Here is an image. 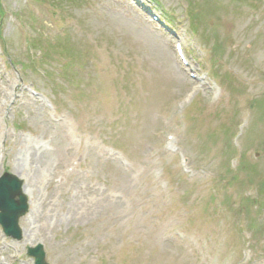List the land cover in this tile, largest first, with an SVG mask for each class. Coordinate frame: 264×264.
I'll return each mask as SVG.
<instances>
[{"label":"rangeland","instance_id":"1","mask_svg":"<svg viewBox=\"0 0 264 264\" xmlns=\"http://www.w3.org/2000/svg\"><path fill=\"white\" fill-rule=\"evenodd\" d=\"M0 143V264H264V0H0Z\"/></svg>","mask_w":264,"mask_h":264},{"label":"water","instance_id":"2","mask_svg":"<svg viewBox=\"0 0 264 264\" xmlns=\"http://www.w3.org/2000/svg\"><path fill=\"white\" fill-rule=\"evenodd\" d=\"M27 211L26 197L22 194V181L17 176L5 173L0 177V224L7 234L20 239L18 219ZM28 254L35 258V264H47L41 245L29 249Z\"/></svg>","mask_w":264,"mask_h":264}]
</instances>
